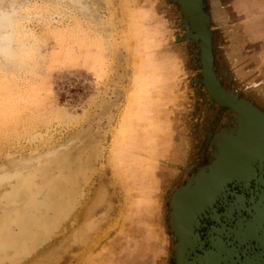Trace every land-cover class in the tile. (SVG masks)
Returning a JSON list of instances; mask_svg holds the SVG:
<instances>
[{
	"label": "rangeland",
	"instance_id": "1",
	"mask_svg": "<svg viewBox=\"0 0 264 264\" xmlns=\"http://www.w3.org/2000/svg\"><path fill=\"white\" fill-rule=\"evenodd\" d=\"M6 1L0 171L65 145L92 165L53 235L0 264H188L264 169V0Z\"/></svg>",
	"mask_w": 264,
	"mask_h": 264
},
{
	"label": "bare ground",
	"instance_id": "2",
	"mask_svg": "<svg viewBox=\"0 0 264 264\" xmlns=\"http://www.w3.org/2000/svg\"><path fill=\"white\" fill-rule=\"evenodd\" d=\"M56 1L66 3L84 15L92 16L90 11L93 5L90 0ZM2 11L17 13L11 18V21L0 16V56H7L13 54L14 41L16 40L15 17L18 15L16 3L0 0V12ZM9 36L11 39L7 38ZM71 147L65 145L64 147L51 148L43 155L31 154L20 159L19 163L10 162V166H7L5 162L6 169L0 171L1 258L8 256L10 261H14L23 255L31 254L37 246L43 244L53 235L56 227L60 226L72 205L81 196L80 186L83 180L85 181V178L88 177L85 168L91 167L92 164L89 165L90 163L85 157L74 153L75 150L72 152ZM259 161L264 163V158L258 159V164ZM2 168H4L3 165ZM257 170V173L252 175L257 178V189H254L252 195L264 190V169L257 168ZM222 194V190L217 195L215 194L214 201H217ZM250 197L237 193V202L228 201L226 214L213 211L211 216L221 224L214 225L210 229L211 233L206 237L207 239H200L197 249L207 250V243L214 244L216 239L219 240L221 234L219 231L223 225L228 232L230 227L226 222L237 218V206L242 205V199L246 198L249 201ZM249 206L250 204L246 203V207ZM203 209L204 206L195 208L194 217H199L200 211L202 212ZM199 224L200 219H196L195 225ZM195 252L202 255V251L196 250ZM200 255H194L188 264H197Z\"/></svg>",
	"mask_w": 264,
	"mask_h": 264
},
{
	"label": "water",
	"instance_id": "3",
	"mask_svg": "<svg viewBox=\"0 0 264 264\" xmlns=\"http://www.w3.org/2000/svg\"><path fill=\"white\" fill-rule=\"evenodd\" d=\"M225 102L237 107L228 100ZM242 202V205L237 206V218L226 222L230 227L228 232L223 225L219 240L216 239L214 244H206L207 250L200 249L202 255L195 253L200 255L197 264H264V190L251 195L249 201L242 199ZM246 203L250 206L246 207Z\"/></svg>",
	"mask_w": 264,
	"mask_h": 264
},
{
	"label": "clouds",
	"instance_id": "4",
	"mask_svg": "<svg viewBox=\"0 0 264 264\" xmlns=\"http://www.w3.org/2000/svg\"><path fill=\"white\" fill-rule=\"evenodd\" d=\"M17 13L15 11H12L11 13L7 11L0 12V16L6 17L9 21H11V18L14 17ZM8 39H11V36L7 37Z\"/></svg>",
	"mask_w": 264,
	"mask_h": 264
}]
</instances>
